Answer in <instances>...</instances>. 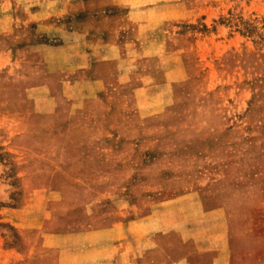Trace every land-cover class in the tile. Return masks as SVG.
<instances>
[{
	"label": "crops",
	"instance_id": "obj_1",
	"mask_svg": "<svg viewBox=\"0 0 264 264\" xmlns=\"http://www.w3.org/2000/svg\"><path fill=\"white\" fill-rule=\"evenodd\" d=\"M58 2L29 10V23L49 42L23 56L6 43L0 48V146L27 138L33 154L66 162L50 173L47 189L56 196L41 206L42 245L27 257L42 253L43 264H231L226 218L206 208L196 189L157 199L146 195L164 187L128 182L143 171L132 158L156 149L148 146L156 138L134 121L165 108L167 74L157 38L163 23L157 16L167 12L163 0ZM22 26L2 20L0 33L16 34ZM102 142L116 160L101 172L122 173L121 183L83 162L84 148ZM131 189H142L135 201ZM29 201L22 211L33 219ZM77 209L90 215V230L57 234L46 227Z\"/></svg>",
	"mask_w": 264,
	"mask_h": 264
},
{
	"label": "rangeland",
	"instance_id": "obj_2",
	"mask_svg": "<svg viewBox=\"0 0 264 264\" xmlns=\"http://www.w3.org/2000/svg\"><path fill=\"white\" fill-rule=\"evenodd\" d=\"M52 1L0 0V22L26 25L16 34L0 33V48L6 43L23 49V56L30 46L49 42L29 23V10L48 8ZM162 3L167 12L157 16L163 22L157 38L167 74L165 108L134 121L157 141L148 143L155 150L132 158L143 171L128 182L164 187L146 195L157 199L196 189L206 208L226 218L231 264H264V0ZM56 129L63 131L61 124ZM32 144L15 138L0 146V264H43L42 253L34 260L27 256L42 245L41 206L47 196H56L47 189L50 173L66 162L33 154ZM110 147L105 142L85 147L83 162L96 175L121 183L122 173L101 172L116 160ZM131 191L135 201L142 189ZM31 199L33 219L22 211ZM14 210H21L16 217L10 215ZM90 225V215L77 209L46 227L65 234ZM80 263L86 261L75 264Z\"/></svg>",
	"mask_w": 264,
	"mask_h": 264
}]
</instances>
